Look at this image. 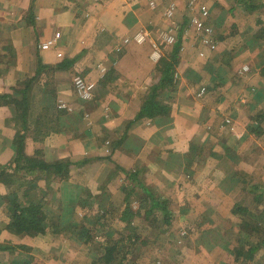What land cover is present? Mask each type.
Returning a JSON list of instances; mask_svg holds the SVG:
<instances>
[{
	"label": "crops",
	"instance_id": "1",
	"mask_svg": "<svg viewBox=\"0 0 264 264\" xmlns=\"http://www.w3.org/2000/svg\"><path fill=\"white\" fill-rule=\"evenodd\" d=\"M203 8L211 35L190 23ZM171 28L177 41L156 55ZM78 76L92 100L81 99ZM24 92L26 155L69 163L68 176L36 180L31 191L46 197L54 240L68 250L95 258L89 228L113 227L116 213L128 224V209L139 219L167 208L172 219L207 226L221 217L238 228L264 225L250 221L252 212L264 220V0H196L194 8L187 0H0V95L22 101ZM150 102L159 113L147 112ZM22 123L0 104V171L15 163ZM45 123L58 131L38 136ZM9 209L0 195V213ZM42 241L31 242L34 255L58 250Z\"/></svg>",
	"mask_w": 264,
	"mask_h": 264
},
{
	"label": "rangeland",
	"instance_id": "2",
	"mask_svg": "<svg viewBox=\"0 0 264 264\" xmlns=\"http://www.w3.org/2000/svg\"><path fill=\"white\" fill-rule=\"evenodd\" d=\"M167 57H171V55ZM50 179L51 177L45 175L42 178L40 177V179L31 180L32 185H26V187L37 190L36 186L38 184L35 182L36 180H38V183L40 182L39 185H44V181ZM26 189H21L20 192L24 193ZM8 191V188L3 183H0V195L4 199H8L10 196ZM33 195H36V193ZM132 211L133 216L129 217L128 224H117V215L119 214L116 213L112 218L108 219V222H113V227H108L109 225L107 227L96 225L89 228V232L86 235L88 241L94 242V248L101 250L95 256L96 258L90 259L88 254L84 252V249L80 251L81 248L73 247L74 251L68 250L67 248L72 246L68 242L65 243L63 240L62 242L60 240L55 241L52 234L57 233L55 231L56 224L51 223L46 227V233L50 230L49 235H38L35 237L25 235L22 237L8 232V237L0 240V245L15 247L16 249L14 248L13 250L15 251L9 252L0 251V264H14L12 262L14 256H19L17 262L23 259V261H27L29 264H105L103 259L104 253L112 247L115 239L120 238L124 239L123 246L128 254L126 252L124 254L120 250L121 259L113 264H264V249L262 250L263 252L255 255L254 261L245 263L242 260L240 262H236L235 260L236 247L244 248L256 245L259 243V238H264L261 237L262 233H264V225H258L262 230L256 229L257 232L254 233L250 228L256 224L252 223L238 228V226L232 225L231 221H228L230 218L221 217L219 219L222 221L221 225L213 223L212 226H207L201 220H196V222L195 220H190V218L185 221L184 217H177L172 220L171 226L167 227L163 223L164 214L162 211L156 210L144 219L137 218L135 209ZM252 213L253 216L250 217V221L253 219L255 222H264L263 219H254L257 215L256 212ZM193 214L196 216L197 212ZM8 215L6 212L0 213V221H4ZM200 223L203 224L200 226ZM4 226L2 225L0 228L3 229ZM236 228H238V231ZM184 232L186 233L183 234ZM39 236L47 240L46 243L42 241L45 245L49 243L56 247L53 250H58L54 251L53 254L51 252V255L46 258L34 255L32 247L36 244L31 242ZM62 236L64 238L67 237L66 233H63ZM25 239L29 242H26ZM110 239L112 240L110 241ZM125 239H130V242ZM61 243L64 246H61ZM21 246L28 247V250L21 249ZM22 264L26 263L22 262Z\"/></svg>",
	"mask_w": 264,
	"mask_h": 264
},
{
	"label": "trees",
	"instance_id": "3",
	"mask_svg": "<svg viewBox=\"0 0 264 264\" xmlns=\"http://www.w3.org/2000/svg\"><path fill=\"white\" fill-rule=\"evenodd\" d=\"M178 49L176 48L173 51V60L177 58ZM173 74V67L167 68V79L165 83L170 82L172 83L171 76ZM30 86H28L29 90ZM4 103L7 106H10L12 113L17 119L19 118L22 123V127L20 132L17 134L15 139V144L17 147V158L15 163L4 170L0 171V183H3L7 188L9 195L11 198L7 199L10 207L9 217L10 222L6 226V229L9 233L16 234L17 236H30L35 237L38 235L46 234V227L47 225L51 224L50 215L46 210V203L45 196H39L34 198L31 194L30 187H26V185H32V181L34 179H30V177L36 175L38 172H41L42 175H56V177L63 178L64 176H68V165L64 163H58L54 165H46L42 162L29 158L25 153V144L26 139L29 133V128L27 126V118H28V109H29V95L27 92L23 93L22 101H18L12 95H0V104ZM158 106V107H157ZM161 105L157 102L150 104L147 107V112L150 113L152 111L159 110ZM158 112V111H157ZM159 113V112H158ZM43 121L49 120L47 116L41 117ZM58 120V119H57ZM50 122H54L50 119ZM47 125V129L44 130L41 128V135L42 137H46L49 134L58 131L57 126H51V123H45ZM49 126V127H48ZM20 182V183H19ZM18 183V184H17ZM27 188L24 193H21V189ZM164 214V224L167 227H170L172 224V214L167 210V208L162 209ZM127 217L133 216V211L128 209L125 213ZM203 223H200V226ZM255 224V223H254ZM251 226V225H250ZM254 226V225H253ZM255 227V228H254ZM254 227L251 226L250 229L257 232V230H262L258 225ZM257 229V230H256ZM249 232V231H248ZM264 237V233L262 236ZM115 239V238H114ZM140 239V238H139ZM112 240V239H111ZM110 240V241H111ZM123 240L115 239L114 244L112 247L103 255L104 263L105 264H113L116 261H120L122 252L127 253L125 247L123 246ZM126 241L130 242V239H125ZM259 243L256 245H250L244 248L236 247L235 253V260L236 262H240L241 260L245 263L249 261L255 260V255L258 253L263 252L264 249V238H259ZM112 243V242H111ZM15 248V247H14ZM14 248L9 246H1V252H9L15 251ZM23 250H28V247L21 246ZM16 249V248H15ZM128 254V253H127ZM96 258V257H95ZM93 260V259H92ZM29 264V263H26Z\"/></svg>",
	"mask_w": 264,
	"mask_h": 264
},
{
	"label": "built area",
	"instance_id": "4",
	"mask_svg": "<svg viewBox=\"0 0 264 264\" xmlns=\"http://www.w3.org/2000/svg\"><path fill=\"white\" fill-rule=\"evenodd\" d=\"M189 1V7L194 8L196 6V0H187ZM203 11L201 12L200 15H193L190 23L195 29L200 32V33H206L211 35L212 30L209 29V27L205 24V19H207L209 12L206 11L205 8L202 9ZM176 11V6L172 5L171 8L167 11L166 15L169 18H172L173 15L175 14ZM176 28L175 29H170L169 33H164V41L160 43V45H154L156 49V55H158V51L160 49L159 46L161 45H173L177 41V34H176ZM51 44V43H48ZM75 87L81 97L82 100L84 101H89L93 99L92 95V87L90 84H87L83 78L80 76L76 77L74 80ZM184 232L183 234H185Z\"/></svg>",
	"mask_w": 264,
	"mask_h": 264
}]
</instances>
